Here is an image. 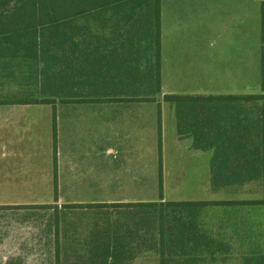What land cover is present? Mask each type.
I'll return each instance as SVG.
<instances>
[{"label":"crops","instance_id":"crops-1","mask_svg":"<svg viewBox=\"0 0 264 264\" xmlns=\"http://www.w3.org/2000/svg\"><path fill=\"white\" fill-rule=\"evenodd\" d=\"M256 3L260 4L263 29L264 0H160L159 67L151 36L125 35L115 22L105 29L99 22L92 23L95 35H82L76 41L81 44L84 73L90 68L97 78L69 87L70 96L65 100L56 97L51 103L39 102L40 64L1 57L0 158L25 157L33 162L14 167L1 160L0 188L7 185L12 171L21 173L16 177L21 183L15 188L28 189L30 194L41 187L42 156L49 157L50 180L57 188L146 189L152 188L155 181L167 187L166 173L180 172V177L170 178L180 182V200L165 196L161 200L159 196L158 201L201 204L191 214H180V220L186 221L180 223L187 234L185 249L191 248L194 253L186 264H264L261 135H219L218 146L208 149L195 148L191 136L175 135L177 142L180 137V161L168 163L170 151L163 145L159 147L160 135H154L153 111L155 105L162 104L157 100L168 94H247L243 89L249 77L248 18L250 4ZM218 9L227 14L224 34L217 32ZM222 78L225 84L218 90V79ZM58 99L63 104L56 103ZM42 106L48 110L55 107L56 148L53 131L52 135H41ZM173 118L177 125L175 113ZM89 129L96 130V134H89ZM214 136L207 138L211 141ZM164 139L162 135L161 141ZM152 201L139 198L68 204ZM5 204L11 203H0ZM67 214L62 219H74L75 213ZM88 215L92 223L66 222L62 226L60 215L54 214L55 264L63 261L59 258L61 252L66 253L62 264H90L86 253L95 245L104 250L108 243L110 251L116 247L126 253L116 264H132L146 252L156 253L161 264L153 214L103 211ZM84 216L75 219L86 220Z\"/></svg>","mask_w":264,"mask_h":264},{"label":"trees","instance_id":"trees-1","mask_svg":"<svg viewBox=\"0 0 264 264\" xmlns=\"http://www.w3.org/2000/svg\"><path fill=\"white\" fill-rule=\"evenodd\" d=\"M96 22L101 24L102 29L115 22L118 31L125 35L142 33L151 36L155 48V63L159 67L160 0H0V58L21 59L35 66L40 64L42 99L39 102L51 103L56 97L65 100L71 94L67 91L69 87L86 84L90 77L93 80L97 78V74L90 68L84 73V68L81 67V44L76 41V37L82 35H95L92 33V23ZM262 42L264 44V21ZM262 50L264 91V46ZM155 81L159 91V74L155 76ZM164 100L174 108L178 133L193 137L195 148L218 146L219 135H261L259 143L264 149V92L209 96L168 94L164 96ZM53 135L56 148L55 121ZM207 135L215 136L210 141ZM54 160L56 179L55 157ZM262 175L264 188V172ZM159 190L162 200V185ZM55 193L57 201V186ZM161 200L66 206L153 214L152 222L157 224L161 264H186L188 260H192L194 253L191 248L185 249L187 234L184 228L180 229V223L186 221L180 220V214H191L199 210L201 204ZM260 202L264 204V199ZM37 206V209L52 208L50 204ZM125 254L116 247L110 251L109 243L104 245V250L95 245L86 253L90 264H116ZM180 257L185 259L181 261Z\"/></svg>","mask_w":264,"mask_h":264},{"label":"rangeland","instance_id":"rangeland-1","mask_svg":"<svg viewBox=\"0 0 264 264\" xmlns=\"http://www.w3.org/2000/svg\"><path fill=\"white\" fill-rule=\"evenodd\" d=\"M252 0H250L251 2ZM260 4H250L249 8V77L247 87H244V94H258L263 93L262 87V37L263 29H261V23L259 19ZM217 32L218 34H224L225 28L223 24L226 22V13L224 9H218L216 11ZM191 78V77H188ZM181 81H185L183 77ZM222 82V83H221ZM221 84H225L224 78L221 81L218 79L217 87L220 90ZM157 101H162V104L154 106V135H160L159 147L165 146L166 150L170 151L167 162L180 161V137L179 141L173 136L180 135L178 133L177 125L173 123L174 109L173 106L164 100V97ZM56 103L63 104V101L57 100ZM51 111V113L49 112ZM41 108V135L54 134V121L56 128V114L55 107ZM53 118H49V113ZM47 112V113H46ZM50 116V115H49ZM51 121V123H49ZM53 121V125H52ZM175 121V120H174ZM89 134H96V130L89 129ZM57 135V129H56ZM162 135H165V139L161 141ZM163 143V144H162ZM157 144V140L154 139V145ZM169 147V148H168ZM179 152V153H178ZM35 157V164L37 162ZM47 156L41 157L42 163V177L41 187H36L34 192L27 194L28 189L15 188L14 185L21 183L20 179L16 177L21 175L15 171L10 172L7 185L0 188V203L7 202L11 204L0 205V264H55L56 253L54 252V230L52 229L54 220L52 219L56 212L60 215V224L63 226L66 222L76 223H92L88 217L89 213H98L103 211H115L110 208H70L66 206L68 203L74 201L93 202V201H110V200H130L147 198L149 200L158 201L160 196L159 186L162 182L155 181L152 188L140 189V188H57V201H55V187L51 182V170L47 166ZM3 162L8 161L10 165L14 167L30 165L33 160L25 157H3L0 158ZM30 162V163H29ZM161 172V171H160ZM163 174V172H161ZM168 185L163 186V196L170 200H180V182L171 180L170 178L180 177V172H167ZM179 185V186H177ZM32 190V189H31ZM184 191V190H183ZM182 195V194H181ZM22 202H35L36 205L30 204H13ZM50 204V209H37V205ZM55 211V212H54ZM64 213L73 214L72 219H62L66 217ZM67 214V215H68ZM84 214V219H75ZM34 215V217L32 216ZM71 216L69 215V218ZM64 230L62 229V232ZM40 236V237H39ZM63 242V236H61ZM31 250V251H28ZM66 253H59L60 259L64 263L62 257ZM12 259V260H11ZM132 264H159V257L156 253L146 252L141 253L132 262Z\"/></svg>","mask_w":264,"mask_h":264}]
</instances>
